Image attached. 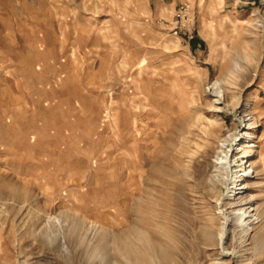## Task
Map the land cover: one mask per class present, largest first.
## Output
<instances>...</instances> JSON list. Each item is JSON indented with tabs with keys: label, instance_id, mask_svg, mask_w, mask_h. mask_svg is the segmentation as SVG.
<instances>
[{
	"label": "rangeland",
	"instance_id": "374dc122",
	"mask_svg": "<svg viewBox=\"0 0 264 264\" xmlns=\"http://www.w3.org/2000/svg\"><path fill=\"white\" fill-rule=\"evenodd\" d=\"M141 263L264 264V0H0V264Z\"/></svg>",
	"mask_w": 264,
	"mask_h": 264
},
{
	"label": "bare ground",
	"instance_id": "6f19581e",
	"mask_svg": "<svg viewBox=\"0 0 264 264\" xmlns=\"http://www.w3.org/2000/svg\"><path fill=\"white\" fill-rule=\"evenodd\" d=\"M215 93H216V96L218 97L217 100H215V101L220 102L219 104H225V102L223 101V99H224L223 92L222 91H217V92L215 91ZM220 100H222V101H220ZM251 120L252 119H250L248 121H244L243 123L249 122ZM244 130H250L249 124H247V126L245 124ZM242 135H244V134H234V135L230 136V138H231L230 142L231 143H234V142H242L241 140L237 139V138H239ZM228 143H229V141L226 140L225 141V144L222 147V151H221L222 155H223V153H224V155H223V157L219 156L217 158L216 165L218 167L220 166V169L222 170V173H224L227 176V181H229V183H231V184L234 185V184H237L238 183V181H235L234 179H232V177H230V171H232V169H233L234 160H235V163H238L240 160H244L245 161V159L249 158V156H248V154H245L243 148H239V149L236 148V147L239 146V145H237V143L231 144L230 147H226V145ZM240 154H242V155L239 156V157H237ZM252 168L253 167H251V165H250L247 169L241 170V171H243V174L241 175V177H244V179H246V178H249L252 175H254L256 172H255V170H252ZM246 205L247 204H243L242 206H246ZM242 212H243V210H242ZM252 212L253 211H248V210L245 211L244 210L243 215L241 213L239 214L240 216L242 215L241 216V220L242 219H245L246 222L247 221L250 222L249 219H251V218L253 219V216H256V215H253L252 216L251 215ZM229 223H230V221L228 219L224 223V226H223V228L221 230L220 242H222L224 240V237H225V235L227 233V230H228L227 227H228Z\"/></svg>",
	"mask_w": 264,
	"mask_h": 264
}]
</instances>
